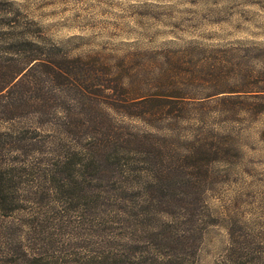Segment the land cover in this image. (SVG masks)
<instances>
[{
    "label": "trees",
    "instance_id": "1",
    "mask_svg": "<svg viewBox=\"0 0 264 264\" xmlns=\"http://www.w3.org/2000/svg\"><path fill=\"white\" fill-rule=\"evenodd\" d=\"M125 75L96 56H67L0 1V264H63L49 254L47 222L22 215L45 197L76 213L75 227L95 230L98 249L85 264L194 260L212 221L201 192L211 152L188 144L179 157L176 98L152 110L158 98H130ZM160 119L170 136L159 135ZM132 175L146 177L143 190L133 192ZM28 181L34 193L24 192Z\"/></svg>",
    "mask_w": 264,
    "mask_h": 264
},
{
    "label": "rangeland",
    "instance_id": "2",
    "mask_svg": "<svg viewBox=\"0 0 264 264\" xmlns=\"http://www.w3.org/2000/svg\"><path fill=\"white\" fill-rule=\"evenodd\" d=\"M0 1L67 56H96L106 70L122 68L130 98L156 97L151 109L159 112L160 98H176L179 157L188 144L211 152L201 192L212 221L191 264H264V0ZM139 178L132 175L133 192L147 180ZM25 183L24 192L36 191ZM24 207L26 219L47 222L49 254L58 262L85 264L98 249L95 230L75 227L77 214L50 198ZM141 238L136 232L133 246Z\"/></svg>",
    "mask_w": 264,
    "mask_h": 264
}]
</instances>
